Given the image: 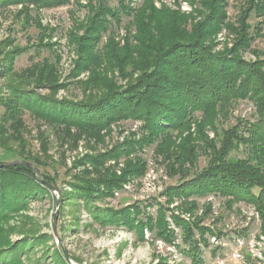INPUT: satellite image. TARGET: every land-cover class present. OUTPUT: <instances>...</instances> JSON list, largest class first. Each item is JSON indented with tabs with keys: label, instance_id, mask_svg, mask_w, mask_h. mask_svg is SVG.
<instances>
[{
	"label": "trees",
	"instance_id": "trees-1",
	"mask_svg": "<svg viewBox=\"0 0 264 264\" xmlns=\"http://www.w3.org/2000/svg\"><path fill=\"white\" fill-rule=\"evenodd\" d=\"M70 1L0 0V5L24 2L52 8ZM120 2L121 8L116 11L106 7L97 9L87 29L89 34L79 41L80 61L76 66L77 70L90 71L84 82L89 94L79 101L57 99L38 94L34 87L7 84L8 95L0 98L3 106L0 146L9 149V141L22 140L17 126L24 110L64 128L97 133L116 121L139 120L143 130L140 139L128 140L116 150L100 155L105 160L133 154L126 161L124 174L108 179H80L72 183L70 192H61L62 200L80 198L86 202L94 193L109 195L129 178L143 175L146 162L137 153L145 145H154V154L162 157L167 173L180 175L176 183L166 188L169 202L179 198L180 206H186L188 211L196 207L193 198L206 195H219L228 206L234 202L251 203L260 213L264 233V53L254 50L255 58L251 61L239 55L240 50L249 48L263 34L261 22L252 27L247 20L253 13L264 14V0H245L236 20L238 25L227 23L236 40L225 52L213 51L212 43L206 42L224 24L223 0H200L204 12L198 11L201 15L198 20L168 8H156L153 0H143L134 9L124 0ZM122 12L133 16L136 28L131 36L133 42L127 37L119 47L110 39L102 48H96L98 35L109 27L110 21L104 16L120 21ZM188 19L193 20L189 29ZM4 61L0 59L2 67L6 66ZM49 70L50 77L46 78L54 79L51 66ZM116 71L128 78L125 86L108 77ZM28 75L39 80L42 72L38 74L33 67ZM50 85L57 87L55 83ZM241 100L252 103L253 120L219 129L218 120L224 122L231 106ZM232 150L241 151L242 156L232 158ZM202 152L208 161L198 171L196 163ZM103 159L93 157L91 161L98 165ZM29 160L34 165L38 163L36 158L29 157L4 167L0 161V264H25L21 255L33 244L26 235L11 241L1 224L10 219V214L25 207L29 198L50 193L52 186L56 187L50 174L43 172L38 177L32 164H27ZM162 210L160 207L154 224L151 218L132 219L128 208L120 212L105 210L94 213V217L102 224L121 222L130 226L139 222L136 228L140 233L148 226L157 229L158 237L168 240L171 234ZM173 220L183 230L184 256L190 259V264H203L201 249L208 246L205 233L212 230L198 223H186L175 215Z\"/></svg>",
	"mask_w": 264,
	"mask_h": 264
},
{
	"label": "rangeland",
	"instance_id": "rangeland-1",
	"mask_svg": "<svg viewBox=\"0 0 264 264\" xmlns=\"http://www.w3.org/2000/svg\"><path fill=\"white\" fill-rule=\"evenodd\" d=\"M244 1L223 0L224 24L206 41L212 43L213 51L225 52L233 47L236 37L227 23L238 25L236 20ZM124 2L134 9L143 0ZM153 3L156 8L192 15L197 20L201 17L198 11L204 12L200 0H153ZM120 4V0H71L65 6L52 8L24 2L0 5V59L6 60L5 67L0 65V98L8 95L6 85L12 82L34 87L38 94L57 99L82 100L89 94L84 82L90 77V71L77 70L79 41L89 34L87 29L97 9L106 7L116 11L121 8ZM104 19L110 21L109 27L98 35L96 48H102L110 39L119 47L127 37L133 42L131 36L136 28L132 15L122 12L120 21H116L106 14ZM192 21L187 20L188 29ZM247 22L252 27L261 22L263 33L249 48L239 52L245 60L251 61L255 58L254 50L264 53V14L256 16L253 13ZM50 66L55 75L51 80L46 78L50 77ZM33 67L38 74L42 72L39 80L28 75ZM108 77L122 86L128 80L117 71ZM54 83L57 87L50 85ZM230 109L224 122L218 120L219 129L253 120L255 109L248 100L238 101ZM2 112L0 105V115ZM22 115L21 124L17 126L22 140L9 141V149L0 146V161L36 158L37 165L30 160L24 163L32 164L38 177L43 172L50 174L56 186H52L50 193L29 198L25 207L10 214V219L1 224L11 241L25 235L31 238L33 244L21 255L25 264H190L182 251L183 230L174 222V215L186 223H198L212 230V233H205L208 246L201 249L203 264H264V233L258 209L245 202L228 206L225 198L219 195L193 198L196 205L193 211L181 207L179 198L169 202L166 188L176 183L180 175L167 173L162 157L154 154V145H145L142 152L137 153L146 162L147 170L143 175L129 178L109 195L94 193L86 202L80 198L62 200L61 192H70L72 183L80 179H108L124 174L126 161L133 158V154L105 160L100 155L116 150L128 140L140 139L143 130L139 120L116 121L97 133L64 128L39 119L27 110ZM208 134L213 137L211 132ZM237 156L241 157L242 152L232 150L231 157ZM93 157L103 160L94 165ZM207 161L208 156L200 153L197 170L204 168ZM160 207L171 234L168 240L158 237L157 229L148 226L140 233L136 228L139 222H133L134 226L121 222L102 224L94 217V213L105 210L120 212L128 208L132 219L151 218L154 224L159 218Z\"/></svg>",
	"mask_w": 264,
	"mask_h": 264
},
{
	"label": "water",
	"instance_id": "water-1",
	"mask_svg": "<svg viewBox=\"0 0 264 264\" xmlns=\"http://www.w3.org/2000/svg\"><path fill=\"white\" fill-rule=\"evenodd\" d=\"M16 162H20V161L19 160H15L13 162L2 163L1 166H4V167L12 166Z\"/></svg>",
	"mask_w": 264,
	"mask_h": 264
}]
</instances>
